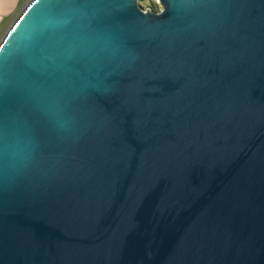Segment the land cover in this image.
Returning a JSON list of instances; mask_svg holds the SVG:
<instances>
[{
    "label": "water",
    "instance_id": "95a60500",
    "mask_svg": "<svg viewBox=\"0 0 264 264\" xmlns=\"http://www.w3.org/2000/svg\"><path fill=\"white\" fill-rule=\"evenodd\" d=\"M28 0L0 42V264H264V0Z\"/></svg>",
    "mask_w": 264,
    "mask_h": 264
},
{
    "label": "rangeland",
    "instance_id": "374dc122",
    "mask_svg": "<svg viewBox=\"0 0 264 264\" xmlns=\"http://www.w3.org/2000/svg\"><path fill=\"white\" fill-rule=\"evenodd\" d=\"M26 2H28V0H20L19 4H17L13 10L2 17L0 23V42L13 19L15 18L17 12L25 5ZM138 3L143 7V9H148L150 7V9L157 11L161 9V4L158 0H138Z\"/></svg>",
    "mask_w": 264,
    "mask_h": 264
},
{
    "label": "crops",
    "instance_id": "0c3cea01",
    "mask_svg": "<svg viewBox=\"0 0 264 264\" xmlns=\"http://www.w3.org/2000/svg\"><path fill=\"white\" fill-rule=\"evenodd\" d=\"M20 0H0V23L2 17L13 10Z\"/></svg>",
    "mask_w": 264,
    "mask_h": 264
},
{
    "label": "trees",
    "instance_id": "16d2710c",
    "mask_svg": "<svg viewBox=\"0 0 264 264\" xmlns=\"http://www.w3.org/2000/svg\"><path fill=\"white\" fill-rule=\"evenodd\" d=\"M151 8V7H150Z\"/></svg>",
    "mask_w": 264,
    "mask_h": 264
}]
</instances>
